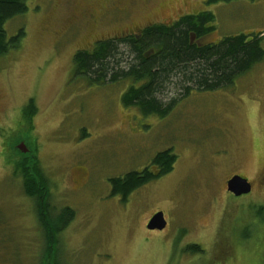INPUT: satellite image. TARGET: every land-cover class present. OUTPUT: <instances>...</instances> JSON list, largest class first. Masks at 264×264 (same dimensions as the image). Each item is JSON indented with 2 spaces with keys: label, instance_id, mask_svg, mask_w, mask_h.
Masks as SVG:
<instances>
[{
  "label": "rangeland",
  "instance_id": "374dc122",
  "mask_svg": "<svg viewBox=\"0 0 264 264\" xmlns=\"http://www.w3.org/2000/svg\"><path fill=\"white\" fill-rule=\"evenodd\" d=\"M136 1L127 15L111 0H28L27 12L5 24L9 38L25 35L0 57V264H40L44 256L34 203L14 177L21 141L38 155L53 217L64 207L76 212L51 264H264V60L226 88L181 97L170 86L164 101L179 99L165 117L150 118L124 106L129 80L90 83L73 62L105 37L205 10L216 17L209 42L264 35V0ZM91 12L88 26L70 28ZM31 98L33 128L23 111ZM168 149L177 155L172 172L126 202L112 194V178ZM235 174L250 180L251 194L229 193ZM158 211L168 227L150 230Z\"/></svg>",
  "mask_w": 264,
  "mask_h": 264
},
{
  "label": "trees",
  "instance_id": "16d2710c",
  "mask_svg": "<svg viewBox=\"0 0 264 264\" xmlns=\"http://www.w3.org/2000/svg\"><path fill=\"white\" fill-rule=\"evenodd\" d=\"M27 1L0 0V57L21 46L24 29L9 38L5 24L27 12ZM231 1L234 0H209L210 3ZM215 19L211 11L205 10L196 15H184L171 25L157 23L147 27L141 41L129 37L98 40L92 49L79 50L75 54V73L90 83L129 80L132 85L122 96L124 106L137 110L144 117H165L179 99L164 101L172 85L180 91L181 97L193 89L226 88L264 60V35L261 34L227 36L214 42L213 46L199 47L191 43V32L202 36L215 30ZM133 84L143 85L136 87ZM23 111L29 127L33 128V120L38 113L36 100L31 98ZM15 151L17 156L12 155L16 166L14 177L22 179L19 183L23 186L24 195L34 203L44 234L45 249L40 264H51L59 251L60 234L76 218V212L64 207L53 217L50 188L39 166L38 155ZM176 161L177 155L169 149L157 153L151 162L160 166L157 173L147 166L141 171H129L112 178V194H120L126 202L138 188L172 172ZM259 210L263 215L264 207ZM188 248L192 252L201 251L199 245L192 244Z\"/></svg>",
  "mask_w": 264,
  "mask_h": 264
},
{
  "label": "flooded vegetation",
  "instance_id": "af4514ba",
  "mask_svg": "<svg viewBox=\"0 0 264 264\" xmlns=\"http://www.w3.org/2000/svg\"><path fill=\"white\" fill-rule=\"evenodd\" d=\"M111 2H114L115 4H114V8L115 9H117V10H120L121 12H123L124 14H127L128 15V13L131 11V8H135V6H136V3H137V1L136 0H131V2L129 3V5H126V6H120V5H118V3L116 2V0H111ZM191 14H193V13H191ZM195 15H196V13H194ZM198 14V13H197ZM95 18V14L94 13H88L87 15H84V16H82L81 18H78V19H75V20H73V22H72V25H71V27L70 28H73V27H75L76 25H78L79 23H82L84 26H88L92 21H93V19ZM179 20V19H178ZM178 20H176V21H178ZM175 22V21H174ZM174 22H172V23H164V24H167V25H171V24H173ZM157 24V23H156ZM152 25H154V23L153 24H151V25H145L143 28H137L136 30L138 31H132L131 33H125V34H118V35H114V36H110V37H105L104 39H109V38H114V39H117V38H131L132 40H134V41H141L142 40V38H143V36H144V30H145V28H147V27H150V26H152ZM214 32V30H212V31H207V33L205 34V35H202V36H198V34H196V32L195 31H192L191 33L192 34H190V37H189V40L191 41V43H194V44H196V45H198L199 47H204V46H213L214 45V42H209V41H211V40H209V35H211L212 33ZM207 36V37H206ZM103 40V39H102ZM150 51H153V49H151ZM132 85V84H131ZM130 85V86H131ZM133 85H135L136 87H140L141 85H143V84H133ZM130 88V87H129ZM128 88V89H129ZM127 89V90H128ZM3 138V141L2 142H0L1 143V145L2 144H4V141H5V136L0 132V139H2ZM23 142H25V141H21L18 145H17V150L19 151V152H22V154H24V155H30L31 153H30V151L32 152L33 150L32 149H30V151H28V152H23V151H21V149L19 148V145H21V143H23ZM0 160H1V158H0ZM150 167H151V170L152 171H154L155 173H157L158 172V170H159V168H160V166L159 165H153V164H151L150 165ZM152 168H154V169H152ZM254 189V188H253ZM156 213V212H155ZM154 213V214H155ZM154 214H152L151 215V217L154 215ZM150 217V218H151ZM150 218L148 219V221L150 220ZM148 221H147V223H148ZM147 223H146V225H147ZM167 227H168V224H167ZM166 227V228H167ZM165 228V229H166ZM164 229V230H165Z\"/></svg>",
  "mask_w": 264,
  "mask_h": 264
},
{
  "label": "water",
  "instance_id": "95a60500",
  "mask_svg": "<svg viewBox=\"0 0 264 264\" xmlns=\"http://www.w3.org/2000/svg\"><path fill=\"white\" fill-rule=\"evenodd\" d=\"M19 148L23 152H28L30 149L27 147L26 143H21ZM227 189L230 193L235 196H243L252 192L253 185L248 178L235 174L227 181ZM167 219L163 211H158L149 220L147 227L150 230L160 229L163 230L167 226Z\"/></svg>",
  "mask_w": 264,
  "mask_h": 264
}]
</instances>
